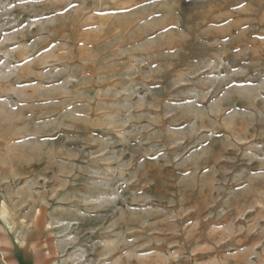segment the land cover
Listing matches in <instances>:
<instances>
[{
  "label": "rangeland",
  "instance_id": "obj_1",
  "mask_svg": "<svg viewBox=\"0 0 264 264\" xmlns=\"http://www.w3.org/2000/svg\"><path fill=\"white\" fill-rule=\"evenodd\" d=\"M0 264H264V0H0Z\"/></svg>",
  "mask_w": 264,
  "mask_h": 264
}]
</instances>
